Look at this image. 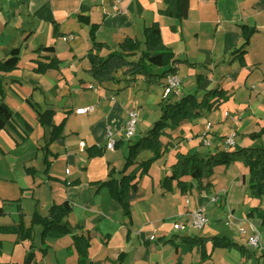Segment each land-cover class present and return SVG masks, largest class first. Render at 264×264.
Listing matches in <instances>:
<instances>
[{
    "label": "crops",
    "instance_id": "obj_1",
    "mask_svg": "<svg viewBox=\"0 0 264 264\" xmlns=\"http://www.w3.org/2000/svg\"><path fill=\"white\" fill-rule=\"evenodd\" d=\"M167 7L164 0H0V60L16 64L14 70L0 72L5 91L3 102L32 127L26 135L19 121L6 124L0 120V155L12 173L25 168L37 171L31 164L34 160H40L45 166V181L39 179L36 188L26 186L21 188L20 197L3 198L0 207L4 209L7 202L16 207L0 216V226L19 222L18 206L25 214V225L30 226L34 203L31 209L18 203L23 193L24 198L30 196L38 204L47 202L42 206L44 211H39L42 215L48 214L51 205L68 201L72 212L65 222L71 228L80 225L74 231L89 238V264H176L177 254L166 250L170 245H165L163 240L179 235L174 233L173 224H184L199 208L210 214L207 216L212 232L232 230L239 234L245 228L251 236L259 231L263 221L250 211L257 206L263 210L264 207L261 199L248 196L249 171L242 163L238 166L239 162L216 167L208 192L193 189L189 194H182L176 181L168 190L162 187L163 178L171 173L176 162L175 154L174 163L168 165L166 161L157 173L149 170L148 175L138 177V195L132 202L129 220L106 188L92 185L107 180L112 168L119 170L115 163H120L122 157L126 161L132 138L140 139L152 127H141L138 122L131 139H126L123 132L128 110L150 112L152 106L163 102L160 97L167 78L158 83L162 87L161 96L156 99L155 95L152 102L150 90L153 82L157 83L155 78L153 81L144 76L131 79L121 77L118 71L116 78L126 80L123 86L114 85L115 81L97 83L87 73L90 62L86 55L92 37L111 47L127 37L142 41L145 28L157 22L163 43L172 49L177 60L174 74L182 79L180 91L167 100L191 93L202 97L211 89L227 92L228 100L219 109L173 130L171 140L162 138L164 144L172 143L162 158L187 141H193L195 149L180 152H199L196 145L202 143L201 134L195 135L196 140L188 138L185 131L189 126L202 125V131L209 126L207 130L212 133L210 140L213 141L208 152L214 148L210 153L224 150L226 139L235 136L233 132L237 133V143L229 150L252 146L259 139L252 140L250 135L264 129V0H189L188 17L182 21L166 15ZM55 26L62 36H54ZM242 28L258 30L251 37L243 60L236 56L239 53L233 54L243 43ZM109 51L104 49L101 55ZM49 58L60 59V68L36 73L35 61ZM120 72L124 73V69ZM90 106L93 110L77 112ZM46 110L54 112L53 124L66 120L61 137L54 141L50 139L52 126L38 122ZM159 115L160 109H155L149 120ZM108 128L117 139L114 150L106 148ZM92 146L104 148V156L91 158L88 150ZM41 150L43 157L38 156ZM46 158L52 160L48 173ZM64 159L78 171L74 168L72 172L66 166L65 175L59 177L55 166L58 160ZM231 167H235V173ZM2 180L18 184L16 176L7 178L0 174ZM46 187L49 197H39ZM214 196L219 198L215 203ZM35 228L37 264H77L71 236L49 237L42 244L41 240L36 242L41 239L42 227ZM194 229L187 227L184 232L197 234ZM0 240L3 242L0 264H22L29 241L18 242L15 234H0ZM47 246L43 255L40 249Z\"/></svg>",
    "mask_w": 264,
    "mask_h": 264
},
{
    "label": "trees",
    "instance_id": "obj_2",
    "mask_svg": "<svg viewBox=\"0 0 264 264\" xmlns=\"http://www.w3.org/2000/svg\"><path fill=\"white\" fill-rule=\"evenodd\" d=\"M167 9L164 13L170 17L185 20L189 12V0H164ZM54 29V36L59 37L63 34ZM258 30L255 28H242L243 43L233 53L243 60L247 46L251 37ZM104 49L110 50L108 54L101 55ZM138 55L137 59H134ZM90 67L87 71L88 75L97 83H105L115 81V74L124 69V75L131 79L138 77H150V80L157 79V83L162 84V79L175 72L174 64L175 55L172 49L166 46L162 41L161 29L157 22L148 26L144 30V39L137 40L127 37L118 45L111 47L105 42H100L92 37V45L87 53ZM133 58V60H131ZM159 63L164 67H168L161 74H155L150 71V65ZM37 67L35 72L44 74L50 70L60 68L62 61L57 58H49L48 61L36 60ZM16 68V64H10L4 60H0V72H9ZM5 91L3 81L0 78V120L6 124H11L15 120L19 121L28 135L32 131V127L19 114L10 110L3 102ZM228 100L227 92L223 89L208 90L202 97L196 94H186L177 100H167L160 103V115L155 120L153 126L146 132L145 136L135 142L129 144L128 155L120 174L112 168L109 171V178L105 181H96L93 184L99 189L106 188L110 196L116 200L122 208L126 219H130L131 205L135 197L138 195V177L148 175L149 170L154 162L161 159L172 146L171 141L163 143L162 138L171 140L172 131L178 129L186 123H190L197 119H201L219 107ZM54 112L46 110L38 119L42 126H52L50 135L51 141L61 137L66 120L63 119L60 124H53ZM264 135V129L259 133L250 136L260 138ZM179 138V137H176ZM89 156H102L104 148L92 146L89 148ZM149 151L151 156L138 161L139 155ZM57 157V154H51ZM48 160V158H46ZM50 163L51 161L48 160ZM242 163L249 171V179L247 183L248 196L252 199H261L264 196V147L247 146L234 150H217L211 154H203L201 152H180L176 154V162L171 167V173L167 175L162 187L168 190L176 181L177 187L182 194H189L193 189L200 192H208L212 186L211 178L214 170L218 166L229 167L235 163ZM132 168V169H131ZM129 169H131L129 171ZM28 171L30 169H27ZM48 172V168L46 169ZM188 177L189 180H183ZM72 212V206L68 201L61 204L52 205L47 215H42L35 210L29 227L24 222V212L18 206L19 222L10 226H0V234H15L17 241H29V246L22 264H37L36 251L34 244V228L42 227L40 234L42 244L45 243L47 236L60 238L63 236H71L73 245L77 252V264H89V248L90 240L82 232L76 233L74 230L80 229V225L69 227L65 222V218ZM250 213L255 214L264 223V210L260 207H254ZM5 210L0 207V216L5 215ZM166 242H172L175 253L178 255L177 263L181 264L182 255L191 253L195 248L199 251L203 258H206L207 245L212 242V250L216 248H230L238 246L236 242L227 236H180L178 243L174 242V238L168 239ZM3 242L0 240V253L2 251ZM48 250L40 249L44 255ZM3 264V263H2Z\"/></svg>",
    "mask_w": 264,
    "mask_h": 264
},
{
    "label": "rangeland",
    "instance_id": "obj_3",
    "mask_svg": "<svg viewBox=\"0 0 264 264\" xmlns=\"http://www.w3.org/2000/svg\"><path fill=\"white\" fill-rule=\"evenodd\" d=\"M131 60H133V58H131ZM163 68H165V67L162 65H158V63H152L150 65V71L151 72L161 73L163 71ZM118 73L120 74L121 77L124 76L123 72H120V70ZM197 77L199 78L200 76L198 75ZM146 78L150 79V77H144V79H146ZM118 79H120V78H118ZM118 79L116 78L115 82H112V83H114V85L120 84L121 86H123L126 82L125 78H122L121 80H118ZM180 81H182L181 78H180ZM153 83L155 85L153 84V87L150 90V99H149L150 102L153 101V98L155 95L158 96V98L156 97V99H159V97L161 96V95H159V93H161V89H162L161 85H158V83H156V82H153ZM161 97H160V100L163 99V102H165L168 98V97L164 98V88H163V94ZM197 97L200 98L201 95L198 93ZM155 109H160V104L157 106L156 105L152 106V111H150V112L147 109L145 112H144V109L140 112H138V110H137V112L139 113L138 122L142 125L141 127L153 126V123L157 118H154V120H152V121L149 119L151 116L153 117V112L155 111ZM139 123H138V125H139ZM138 125H137V127H138ZM208 128H209V126L207 127V129ZM207 129L202 131L203 130L202 125H199V126L196 125L194 127L189 126L186 128L185 135H187L188 138L196 140L195 135L197 133H199V135L200 134L202 135L203 132L208 131ZM232 129H234V128H232ZM236 129L238 130V128H236ZM233 133L235 135L234 140L237 143V141H236V134L237 133L236 132H233ZM233 133H231V134H233ZM201 135H200V138H201ZM211 137H212V133L209 134L207 139L210 140ZM250 138H252V137H250ZM137 139H139V138H137V136H135L132 138V141L134 142ZM253 139L256 140L254 137L252 138V140ZM257 139H259L257 141V143L252 144V146L264 147V137L262 139H261V137L257 138ZM201 141H202V143L200 142L201 144L198 142V144L196 145L199 152H201L203 154H211L210 152H213L214 148H210L211 150H210V152H208L209 146L205 144V142L203 141L202 138H201ZM188 143H190V144H188ZM191 147L194 148L193 141H187V142L183 143V145L180 146V148H178L177 150L178 151L181 150V151L185 152V151H187L188 148H191ZM124 148H126V147H124ZM233 148L234 147H232V149ZM34 150H37L36 147L34 148ZM177 150L175 148L171 149L172 152L169 153V156H165L164 158H161V159L157 160L156 162H154L150 168V171L153 173H157L166 164V161H168V163H167L168 165L174 163L175 162L174 156H175V154H177V152H176ZM122 151H123V149H122ZM124 151H125V149H124ZM39 154L41 157H43L42 150L38 153V156H39ZM121 154H122L121 151H119L118 155H121ZM103 156H104V154L102 156H94V157H103ZM149 156H151V153L149 151H144L139 155L138 161H142V160L148 158ZM94 157H91V158H94ZM50 161H52V160L50 159ZM120 161H121L120 163H115L119 169V170H117L118 174H120L119 171L122 170V168L124 167V164H125V160L123 157L121 158ZM57 162H58V164L55 166V169H56V175H58L59 177H62L65 175L64 172H65L66 166L72 172H73L74 168L76 169L74 171H78L76 166H73L72 164H70V166H68L65 162V159L64 160H58ZM95 162H99V161H95ZM31 164L35 165V168L37 171L32 172L31 170L28 171L27 170L28 168H25V169H21L20 171L15 170L12 173L9 170L8 165L6 164L4 157L2 155H0V174L7 177V178H12L13 176H16V178H18V182H17L18 184L13 183L10 180L9 181H5V180L0 181V204L3 203V201H4L3 198H5V197H17V196L20 197L19 195H21V193H22L21 188H24L26 186H33L34 188H36L39 179L42 181H45V177H44L45 176L44 175L45 166L40 162V160H38V161L34 160L33 162H31ZM238 166H240V163ZM47 167H48V171L52 168V164L48 160L46 162V168ZM69 170H67V172ZM234 170H235V167H231L232 173L236 172ZM92 185L94 186V184H92ZM48 192H49L48 187L43 188L40 191L39 197H43V198L49 197V196H47ZM21 198H22V200L21 201L18 200L19 201L18 203H20V202L23 203L24 206L29 208V209L32 208V205L34 203V208L37 211H40V210L44 211L42 206H43V204L47 203L44 201V203L41 202L40 204H38V203L34 202L35 199L31 198L30 196L28 198H24V193L21 196ZM247 200H249L248 197H247ZM261 201L262 202L260 204L264 207V196L261 198ZM16 203H17V201H15V204ZM246 203H248V202L246 201ZM10 204H11V202H7V205L4 206L5 212L15 210L16 205H13V204L10 205ZM207 214H208V216L210 215L209 213H207ZM208 216H207V224L203 228H201V230H199V228L193 227V228H195L194 230H196L195 232L197 234H195L193 231L191 234L188 235L186 232H184L185 231L184 229L183 230H176V229L173 230L174 233L179 234V235L173 237L174 242L178 243L180 241V236L210 237L209 235H204V234H212L214 236L230 237V239H232L234 242H236L238 244V246H234V247H230V248L222 247V248H216L215 250H212V242H209L207 245V254H210L209 256L206 255V258H203L200 255L199 251L195 248L191 253H187V254L182 255L183 258L181 259V264H264V253H263L264 252V223L259 227V232L262 235V242H261L262 248H257L256 246L248 243V241L250 239V236H249L250 234L248 232H245L246 231L245 228H241L243 232L240 229L239 234L234 233L232 230H230V231L223 230L220 232H212L211 231L212 227H211V225H209ZM188 223H189V218L187 219V221L183 225H187ZM178 224H181V223H178ZM35 227H37V226H35ZM173 227H174V224H173ZM187 227H192V226H186V228ZM35 230H36V228H34V239L36 238ZM240 234L243 235L242 238L240 237L241 236ZM48 238H49V236L46 237V239H48ZM40 240L41 239L38 238L36 240V242L37 241L40 242ZM167 240L168 239L163 240V241H165L164 242L165 245L166 244L170 245V247L166 250L175 251L174 245L172 244V242H166ZM177 257H178V255H177Z\"/></svg>",
    "mask_w": 264,
    "mask_h": 264
},
{
    "label": "built area",
    "instance_id": "obj_4",
    "mask_svg": "<svg viewBox=\"0 0 264 264\" xmlns=\"http://www.w3.org/2000/svg\"><path fill=\"white\" fill-rule=\"evenodd\" d=\"M113 8L116 11L118 10L117 5H114ZM180 88H181V81L178 78V76L174 73L170 74L166 78V83L164 86V98L166 97L169 98V96L177 94L180 91ZM91 110H93V107L90 106V107L78 109L77 112L83 114ZM137 124H138L137 110L135 109L128 110L125 123L123 126V132L126 139H131L135 135ZM107 136H108V140H107L106 148L110 150H114L117 139L115 138L110 128L107 129ZM208 136H209V132L205 131L202 133L201 138L203 139L206 145L210 146L212 144V141L207 139ZM234 143H235L234 136L227 138L225 142L224 150L230 149V147H232ZM81 145L83 146V144ZM218 199L219 198L217 196H214L212 198V202L215 203L218 201ZM206 224H207L206 211L204 208H199L191 213L189 218V223L187 225L175 223L174 229L183 230L186 228V226H192L201 229ZM261 242H262L261 233L259 231H254L253 234L250 236L248 243L256 246L257 248H262Z\"/></svg>",
    "mask_w": 264,
    "mask_h": 264
}]
</instances>
